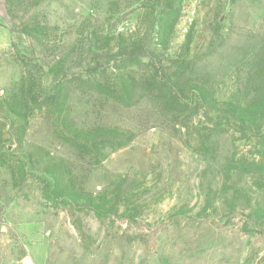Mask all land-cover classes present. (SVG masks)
Segmentation results:
<instances>
[{
    "label": "rangeland",
    "instance_id": "obj_1",
    "mask_svg": "<svg viewBox=\"0 0 264 264\" xmlns=\"http://www.w3.org/2000/svg\"><path fill=\"white\" fill-rule=\"evenodd\" d=\"M0 264H264V0H0Z\"/></svg>",
    "mask_w": 264,
    "mask_h": 264
},
{
    "label": "crops",
    "instance_id": "obj_2",
    "mask_svg": "<svg viewBox=\"0 0 264 264\" xmlns=\"http://www.w3.org/2000/svg\"><path fill=\"white\" fill-rule=\"evenodd\" d=\"M5 29L4 27L0 26V46H3V44L5 43Z\"/></svg>",
    "mask_w": 264,
    "mask_h": 264
}]
</instances>
